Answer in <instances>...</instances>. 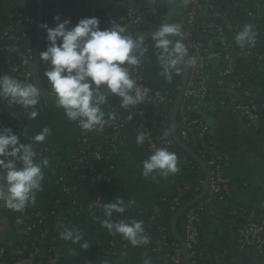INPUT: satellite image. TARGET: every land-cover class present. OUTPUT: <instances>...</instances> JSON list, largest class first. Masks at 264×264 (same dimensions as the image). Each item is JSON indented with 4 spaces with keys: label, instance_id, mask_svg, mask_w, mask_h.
Here are the masks:
<instances>
[{
    "label": "crops",
    "instance_id": "crops-1",
    "mask_svg": "<svg viewBox=\"0 0 264 264\" xmlns=\"http://www.w3.org/2000/svg\"><path fill=\"white\" fill-rule=\"evenodd\" d=\"M176 0H167L173 5ZM92 2L96 7L107 12L112 18L121 9L132 8L142 11L148 0H47L48 10L53 13H64L74 18L77 23L85 18L88 12L87 4ZM38 0H0V42L7 35L9 16L12 10L33 8ZM251 5L253 12V40L251 48L254 66L246 72L247 82L254 99L264 105V1L254 2ZM174 21L179 17L175 16ZM49 42L47 35L43 40V51ZM154 45V44H153ZM152 45V46H153ZM151 46V47H152ZM144 52L150 53V49ZM220 66L218 57L213 58L211 67ZM179 70V79L172 77L160 79L152 73L153 80L167 88L178 85L180 87L183 75ZM181 75V77H180ZM178 79V80H177ZM10 103L0 98V110L5 115ZM39 115L32 119L27 115L23 123V132L34 137L44 127L51 129L50 135L44 143H54L69 149H75L79 142L82 128L77 122L69 121L62 109L51 105L41 94L40 103L36 106ZM107 119L108 113H113L109 104L103 106ZM206 122L208 134L213 142L216 156L223 162L224 172L229 177L231 190L224 199H218L213 206L207 209L201 217L204 230L203 248L200 258L201 264H264V251L242 248L236 242L237 228L250 213L264 217V130L257 124H248L244 118L222 99L213 98L202 101L194 107ZM114 114V113H113ZM111 121V120H109ZM124 161L119 163L114 171L113 181L106 184L102 180L95 182L97 187L104 190V199L107 203H114L117 199L128 204L123 214H118L126 222L132 219L142 220L145 236L153 228L150 214L155 210L162 195L175 196L179 191V182L192 174L185 169V163L178 160L179 171L167 176L159 171L143 175V161L151 153L144 143H137L134 132H126L122 143ZM44 159L36 158V162ZM58 161V159H56ZM22 162L17 161V167ZM43 180L40 189L35 191L33 201L26 202L23 209L17 211L8 208L0 200V245L18 254L24 248L26 241L25 221L27 216L38 212H46L57 200L61 193L58 180H54L49 164H42ZM76 168L63 174L67 182H75ZM132 202V203H130ZM92 203L86 198H78L61 208L54 223L53 235L55 241V264H150L152 254L148 243L133 245L120 234H113L108 229L98 232L92 221ZM117 214V213H113ZM103 217L105 218L104 214ZM72 230L74 235L82 238L78 242L64 239L66 231ZM113 238L118 239L116 253H110L107 247ZM87 242L89 247L83 248ZM40 256L29 258L22 264H42Z\"/></svg>",
    "mask_w": 264,
    "mask_h": 264
},
{
    "label": "clouds",
    "instance_id": "clouds-1",
    "mask_svg": "<svg viewBox=\"0 0 264 264\" xmlns=\"http://www.w3.org/2000/svg\"><path fill=\"white\" fill-rule=\"evenodd\" d=\"M54 20L57 22L55 27L50 28L47 24L42 26L49 44L41 53V58L49 64L44 74L56 97L55 106L63 110L69 121L77 122L82 129L90 131L94 128L102 129L109 120L115 119L113 113H108L105 118L103 106L107 104V97L102 90H108L119 97L121 107L125 109L144 102L149 89L138 85L127 67L140 65L145 50L141 47V37L133 38L125 34L126 30L116 24L102 30L97 17L82 18L71 28L68 27L70 19L61 22L60 16H56ZM180 32V25L164 24L152 37L159 52L157 59L163 68L162 74L169 80V70L183 63L186 52L180 41L174 42L170 38ZM252 37L250 28L246 27L235 36V40L243 46L246 40L254 43ZM137 50L139 55L134 54ZM0 98L25 109H35L40 103L41 93L37 85L2 75ZM29 115L35 119L39 112L33 110ZM50 132V128L44 127L32 140L37 144L43 143ZM144 138L143 135L138 136L137 143L142 144ZM17 161L22 162L21 167H17ZM47 163L46 159L36 162V152L32 145L21 143L12 128L0 125V200L8 208L19 211L26 202L34 200L35 191L40 189L44 178L42 164L46 166ZM177 163L174 152L159 148L143 161V175L147 177L154 171L165 176L175 174L179 171ZM128 206L120 199L104 204L105 219L101 221L102 225L133 245L147 243V237L141 235L144 232L142 220L113 221V213L123 214ZM63 238L75 243L82 237L68 230ZM82 247L87 249L89 245L85 242Z\"/></svg>",
    "mask_w": 264,
    "mask_h": 264
},
{
    "label": "built area",
    "instance_id": "built-area-1",
    "mask_svg": "<svg viewBox=\"0 0 264 264\" xmlns=\"http://www.w3.org/2000/svg\"><path fill=\"white\" fill-rule=\"evenodd\" d=\"M182 3L189 6L188 18L186 21L185 28L181 30V35L186 42V45L189 49L191 56V71L190 76L187 82L186 90L184 93L185 98L192 99H205L211 97L213 93V87L211 86L212 81H216V84L219 86L221 94L216 96L219 99L226 98L229 106L237 111L248 124H257L261 121L262 117L259 113V109H262L264 112V105H260L254 99L251 88L247 82L246 72L240 71L235 67V60L237 57H246L253 58L255 52L251 48V43L246 42L241 46L236 40L235 36L244 30L243 25H241L240 20L236 16H230L228 12H221L217 8L218 5L232 2L233 5L238 6L239 8L246 9L245 15L249 14L253 18V12L251 11V5L254 2L260 0H245L243 2H237L235 0H210L212 5V12L208 15L209 20L204 21L201 27V33L196 35L193 30V25L200 13H203V6L201 5L200 0H180ZM264 1V0H262ZM167 4V0H148L147 6L142 11H135L132 8H127L125 13H120L115 15L112 18L113 24L119 25L126 30L127 35L132 36L133 38L141 37L151 29L155 28L158 25L164 24H177V21L170 22L167 20L165 14L160 12V8ZM96 6L90 2L87 4L88 12L85 14V18L92 16V10ZM145 11L148 12L145 15ZM244 15V16H245ZM23 14H20V17H16V20H13L15 17L10 13L9 23L7 27V41L0 44V55L2 53H8L10 56L15 57L18 61H10L9 58L3 61L1 72L5 75L12 76L22 82L32 83L36 85L35 74H34V60L36 53V39L34 38L32 32H24L22 37L25 39L26 46L21 47L17 43L18 35L17 29L25 28V23L29 25H37V13L33 8H30L29 13L25 17L21 18ZM60 16L61 22L64 19H70L71 24L69 28L74 27L77 21L74 18L67 16L66 14L53 13L50 11H45L44 19L50 24L51 27H55L56 21L54 17ZM159 17V21L154 19ZM211 19L221 20L222 22H214ZM253 32V24L249 25ZM232 33V38L225 39L226 33ZM212 38L209 39V37ZM206 38V39H204ZM217 44V47H214V44ZM2 57H5L4 55ZM218 57L220 60V66L216 69L217 71L212 70L211 64L213 58ZM138 71V70H136ZM142 76L139 75L137 78V83L143 88L141 84ZM46 91L50 94H53L50 89V85L47 84L44 86ZM153 99L157 101H163L165 103H171L174 99L168 93H164L162 90H156L155 94L152 96ZM47 99V98H46ZM107 104L109 102L107 101ZM106 105V104H105ZM110 105V104H109ZM132 108L134 114H137V128L134 129V133L138 136L143 135L144 145L147 150L152 154L155 150L159 148H166L168 151L173 152L176 147V142L174 141L172 135L168 133L164 127L169 124L172 109L165 114L164 118L161 121L163 128L159 130L162 131V135L157 137L152 129L151 123L153 122V115H149L148 112L144 111L143 103H139ZM10 107L8 108V111ZM38 110L36 107L28 108L25 111V115H28L31 111ZM115 116H117V121H109L107 124L114 126L117 131H120L126 127L128 124L129 115L118 113L117 110H113ZM0 125L7 127L6 125V115L0 110ZM179 129L178 135L183 142H187L192 137V142L194 144L200 143L208 135V126L200 118H194L189 115L184 109L183 103L179 110ZM100 128H94L93 131H98ZM26 144H31L33 150L36 152V158H42L43 154L48 150L46 144L38 145L34 142H27ZM210 153V148H207ZM207 150V151H208ZM205 153V150L201 151ZM95 159L97 161L101 160V154L99 151L95 152ZM177 159H179L178 155ZM181 160V159H180ZM185 161V158L182 159ZM211 166V182L210 187L205 195L206 198L200 202L196 207L191 208L187 214V223H186V240L185 248L189 250L188 256L193 259L194 264H201L200 259H196V250L194 249L195 245L199 242L200 232L196 225L197 222L201 220V212L206 211L207 205L214 203L218 199H224L226 195H229L231 190V183L229 177L224 172V167L216 159L212 157L208 162ZM63 180V178H62ZM204 196V197H205ZM103 201L101 198H98L94 203V206H102ZM36 223H31L27 225L26 238L29 234V231L34 228ZM146 236H149V233H146ZM154 252H164L165 242L162 239H154ZM46 238L44 233L41 234V237L36 241L31 243V246L36 247V251L30 256L34 258L36 255L40 256L41 262L46 257ZM117 239L113 238L109 241V251L110 253H116ZM236 242L242 248H250L256 251H264V218L258 219L255 214L250 213L246 218L240 223L237 228L236 233ZM21 249L18 254H23L25 249ZM3 252V249H0V254ZM22 261H17V264H22ZM0 264H3L0 262ZM150 264H183V249L181 247H176L172 255L166 254L160 260V262H155L152 258Z\"/></svg>",
    "mask_w": 264,
    "mask_h": 264
},
{
    "label": "trees",
    "instance_id": "trees-1",
    "mask_svg": "<svg viewBox=\"0 0 264 264\" xmlns=\"http://www.w3.org/2000/svg\"><path fill=\"white\" fill-rule=\"evenodd\" d=\"M150 1V0H149ZM237 2H243L245 0H235ZM201 5L203 6V13H200L197 17V19L194 22L193 30L196 33V35H199L201 33V27L202 23L204 21L209 20V14L212 12V5L210 0H200ZM47 0L44 2V13L48 10V6L46 5ZM38 4H35L33 9L37 13ZM217 8L221 12H228L230 16H236L241 22V25H243V19L244 15L246 13V9L239 8L238 6H235L232 4V2H228L225 4L218 5ZM30 8H20L16 10H12L11 14L14 15V19L16 20V17H20V14H23V17L29 13ZM127 8L121 9L118 14L125 13ZM188 11L189 6L187 4L182 3L180 0H176L175 4L170 5L166 4L163 7L160 8V12L165 14L167 20L170 22H174V17H179V20L177 21V24L180 25L181 30L185 28L186 21L188 18ZM51 12V11H50ZM148 12L145 11V15H147ZM117 15V14H116ZM212 21H216L221 23V20H215L211 19ZM154 22L156 23V19H154ZM44 24H47L48 27L51 28L50 24L44 19ZM27 27L25 29L24 27L21 29H17V35H18V41L17 43L21 45V47L26 46L25 39L22 37L24 32H32L34 38L36 39V45L37 46V25H29L25 23L24 25ZM252 28L248 25H243V28ZM46 31L44 29V37L45 38ZM232 33H226L225 39L232 38ZM153 36L148 38V40L145 42V44L142 46L144 52L148 51L149 48L155 44V42L152 39ZM173 39L172 37H170ZM212 38V36L209 37V39ZM206 39V38H204ZM44 40V39H43ZM7 41V37H5L0 44L5 43ZM173 41H177L176 39H173ZM214 47H217V44H214ZM138 53L137 55H139ZM143 54L141 55V59L143 58ZM5 57H2V56ZM36 56V53H35ZM9 58L10 61H18L17 58L10 56L8 53H2L0 55V76L5 75V73L1 72V68L3 65V61L5 59ZM35 63V60H34ZM33 63V64H34ZM181 68L184 69L185 67V60L183 58V63L180 64ZM49 68V64L41 60L40 64V74H41V80L42 84L45 86L47 84V77L45 76V71ZM138 70V71H136ZM214 71H217L216 69H213ZM142 76L141 84L143 85V88L149 89L148 95L145 98L143 102V109L144 111L148 112L149 115H153V122L151 123V129L153 133L159 137L162 135V131H160V128H163V125L161 124L162 119L164 118L165 114H167L171 109L173 111V108L177 102L178 94H179V87L178 85L172 87V88H166L162 86L161 84L157 83L153 80L152 76L145 70L144 64L140 62L139 66H133L132 74L131 76L138 78V76ZM181 75H183V71L181 72ZM180 75V77H181ZM211 86L214 88L213 93L211 97H207L205 99H192V98H183L182 103L184 106V109L186 112L191 115L194 118H200L204 122L202 116H200L197 112L194 111V107L198 105L202 101H209L213 98H216V96L221 94V91L219 90V86L216 84V81L211 82ZM156 90H162L164 93H168L173 97V101L171 103H165L163 101H157L153 99V95L155 94ZM47 100V99H46ZM222 100L229 106L228 101L226 98H222ZM49 101V99H48ZM56 101V100H55ZM107 101L109 102L110 106L113 110H117L118 113H123L131 116V119L128 121V124L126 127L120 131H117V129L114 128L111 124H105L102 129H99L98 131L93 130H84L81 131L80 136V142L78 146L75 149H69L64 146H60L58 144L54 143H40L38 144L43 145L46 144L48 147V150L43 154L42 159H46L48 161L51 174L54 180H58L60 182L61 186V193L60 196L57 198V200L52 204L50 209L46 212H38L34 214H30L27 216L25 228L27 225L31 223H36L35 227L32 228L29 231V234L25 241V249L23 251V254H11L8 249L0 245V249H3V252L0 254V262L3 264H17V261H26L30 258V256L36 251V247L31 246V243L33 241H37L41 237V234L44 233V237L46 238V257L43 261V264H55V241H54V235H53V229H54V223L56 221L57 214L61 210V208L65 205L70 204L71 202L75 201L78 198H86L91 201L92 203V221L94 229L98 232H102L103 230L107 229L105 228L101 221L105 218L103 217V205L106 204L104 199V190L100 187H97L95 185V182L98 180L104 181L106 184H111L113 181V175L114 171L121 163L124 161V153L122 150V143L125 138L126 132H133L134 129L137 128V114H134L132 111V108L125 109L121 107L120 104V98L117 96H111L107 97ZM188 102V103H187ZM230 107V106H229ZM26 109L18 104H11L10 110L6 114V125L9 128H12L14 133L18 135L20 142L26 144L27 142H34L32 140V136H28L27 134H24L23 132V123L27 119V115H25ZM259 113L261 114V121L259 124L262 126L264 130V112L262 109H259ZM171 119V118H170ZM114 122L117 121V116H115V119H113ZM179 114H178V120H177V131L179 132ZM206 123V122H205ZM165 130L170 133V121L169 124L164 127ZM192 137L189 141L184 142L194 153L197 155L201 161H203L211 171V166H209L208 162L211 160L212 157H216V159L220 162V164L223 166V162L216 156L214 148H213V142L209 136L202 140L200 143L194 144L192 141ZM35 143V142H34ZM37 144V143H36ZM173 152L178 155L179 159L185 158V169L191 170L192 174L187 177L183 178L179 182V191L175 196H166L162 195L159 198V201L156 205L155 210L150 214V222L152 224V232L149 233V236L147 237V243L149 245L151 254L153 256V259L155 262H160L161 258L165 256L166 254L172 255L174 253V250L176 247H181L183 249V264H185V255H184V244L186 240V223H187V214L188 211L191 208L196 207L200 202H202L205 198L203 197L199 201H197L195 204L190 206L186 209V211L180 215L176 222L174 223V218L178 211L189 204L190 202L194 201L202 192L205 186L206 182V173L199 162L198 159L195 157H192L188 155L182 147H180L177 143L175 145ZM207 148H210V153ZM205 150V153H202L201 151ZM208 150V151H207ZM99 151L101 154V160L97 161L95 159V152ZM58 159V161H56ZM72 168H76L75 172V182H67L66 179H63V174L67 171H69ZM228 195L225 196V198ZM98 198H101L103 201L102 206H94V203L97 201ZM213 206V203L210 205H207L206 209H209ZM205 212V211H204ZM201 212V215L204 213ZM256 218L261 219L264 217H261L259 215H255ZM113 221H118L121 218L118 214H113L112 217ZM198 230L200 232L199 235V242L197 245H195L194 249L196 252V259L201 258L202 254V248H203V238H204V230L200 222L196 223ZM117 239V238H116ZM154 239H162L167 244L165 245L164 252H153L152 249L154 248ZM118 241V239H117ZM117 246L116 249L118 247ZM38 245V244H37ZM109 248V244L107 245ZM254 250V249H253ZM189 253V250H187ZM188 264H194L193 259L189 258L188 256Z\"/></svg>",
    "mask_w": 264,
    "mask_h": 264
},
{
    "label": "water",
    "instance_id": "water-1",
    "mask_svg": "<svg viewBox=\"0 0 264 264\" xmlns=\"http://www.w3.org/2000/svg\"><path fill=\"white\" fill-rule=\"evenodd\" d=\"M44 2L45 0H38V8H37V29H38V33H37V46H36V56H35V63H34V74H35V81H36V85L40 88V93L47 99H52V100H56L55 95L50 94L46 91V89L44 88V85L42 84V80H41V74H40V64H41V53L43 52V37H44V28L42 27L44 25ZM260 2H263L262 0H260ZM92 16L91 17H97L100 21V28L102 30L110 27V21H111V16L103 11L102 9L95 7L92 10ZM157 21H159V17L156 18ZM243 23L245 25H251L252 23V16L247 14L244 16L243 19ZM162 25H158L155 28L151 29L150 31H148L147 33H145L144 35L141 36L142 38V44L141 47L145 44V42L148 40V38H150L151 36L154 35V33L160 29ZM174 37L176 40L180 41L185 49V56H184V60H185V67H184V71H183V77L181 80V84L179 87V94H178V99L177 102L173 108L172 114H171V119H170V131H171V135L174 139V141L183 148V150L190 156L195 157L196 159L199 160V162L201 163L205 173H206V182H205V186L203 189V192L192 202H190L189 204H187L186 206H184L183 208H181L178 213L176 214L175 218H174V223L176 222L177 218L182 215L187 208H189L190 206H192L193 204H195L197 201H199L200 199H202L208 192L209 187H210V182H211V173L210 170L208 168V166L201 161V159H199L197 157V155L194 153V151H192L179 137L178 135V131H177V120H178V114H179V110L180 107L182 106V100L184 98V93L186 90V86H187V82L190 76V71H191V56H190V52L189 49L186 45V42L184 41L181 33L179 35H175L172 36ZM139 50H137L136 53L134 54H138ZM254 66V61L251 58H246V57H237L235 60V67L240 70V71H244V72H250L253 69ZM128 71L129 74L131 76L132 74V69L133 66L132 65H128ZM103 94L106 97H111L114 96V94H112L110 91L108 90H102ZM188 103V102H187ZM184 255H185V264H188V251L185 248V244H184Z\"/></svg>",
    "mask_w": 264,
    "mask_h": 264
},
{
    "label": "rangeland",
    "instance_id": "rangeland-1",
    "mask_svg": "<svg viewBox=\"0 0 264 264\" xmlns=\"http://www.w3.org/2000/svg\"><path fill=\"white\" fill-rule=\"evenodd\" d=\"M173 39H175L174 37H172ZM155 45V44H154ZM151 47V51L150 53H146L145 56L141 59L142 64H144V68L145 70L152 75V73L155 75V77L160 78V79H167L162 73H163V68L161 67V65L158 63V55L159 52L158 50L155 48V46ZM178 69V71H177ZM182 69L181 65L178 64L176 69H171L169 70L168 75L172 77H177L179 79V70ZM184 71V69L181 70V72ZM153 77V76H152ZM154 78V77H153ZM177 79V80H178ZM165 87V86H164ZM167 88V87H166ZM172 88V87H170ZM49 103L51 105H56V101L49 99Z\"/></svg>",
    "mask_w": 264,
    "mask_h": 264
}]
</instances>
